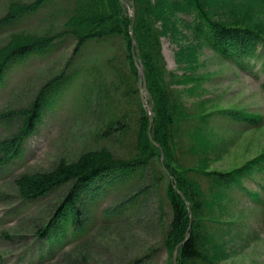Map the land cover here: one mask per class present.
Returning <instances> with one entry per match:
<instances>
[{
  "label": "trees",
  "instance_id": "16d2710c",
  "mask_svg": "<svg viewBox=\"0 0 264 264\" xmlns=\"http://www.w3.org/2000/svg\"><path fill=\"white\" fill-rule=\"evenodd\" d=\"M217 1L222 8L209 0L8 2L0 31L12 34L0 48V87L5 73L20 62L73 47L27 109L3 116L4 124L15 115L22 121L13 138L0 142V165L22 155L27 137L72 85L79 106L94 119L91 147L17 180L27 202L66 189L51 220L37 231L39 260L74 242L87 222L81 216L107 196L125 194L111 216L108 209L102 212L103 221H112L133 213L139 195L151 192L161 245L172 258L177 249L176 264H217L227 258L226 235L239 227L233 220L221 222L230 215L227 202L247 199L255 208L264 207V154L237 169H210L233 145L227 133L264 125L260 115L216 109L214 100L204 97L206 78L196 73L202 49L264 76V27L256 17L261 10L251 5L255 0ZM40 16L51 21L43 32L13 31L21 21ZM162 39L177 46V71L166 66ZM137 62L146 89L138 87ZM244 184L257 187L256 192Z\"/></svg>",
  "mask_w": 264,
  "mask_h": 264
},
{
  "label": "rangeland",
  "instance_id": "374dc122",
  "mask_svg": "<svg viewBox=\"0 0 264 264\" xmlns=\"http://www.w3.org/2000/svg\"><path fill=\"white\" fill-rule=\"evenodd\" d=\"M9 1L0 0V18ZM209 1L222 8L217 0ZM251 5L261 10V15L256 17L264 27V2L255 0ZM50 23L47 16L27 18L13 31L41 33ZM10 34L12 32L0 31V48L7 43ZM161 45L168 70L177 71V46L168 39H162ZM72 47L67 45L46 57L28 58L5 73L0 87V142L13 138L22 121V117L17 119L15 115L9 124H4L3 116L27 109L42 84L64 66ZM197 64L196 73L206 78L202 86L204 97L214 100V108L242 110L260 115L264 121V76L257 75L255 69L251 73L240 70L208 49L199 53ZM76 87L70 86L54 108L45 112L33 135L27 137L22 155L0 165V264H176L174 255L170 257L161 245L155 222L157 208L151 192L139 195L133 213L112 221H103L102 212L108 209L107 214L111 216L117 205L125 200L122 198L125 194L107 196L94 205L93 212L81 216L87 222L74 242L55 250L51 259H38L37 231L51 220L66 189L27 202L19 195L17 180L52 169L60 158L73 160L81 150L94 144V119L79 106L82 101L76 95ZM226 135L233 145L210 169H237L264 154V125ZM244 187L252 192L257 190L249 184ZM226 213L230 215L221 222L233 220L239 227L230 229L226 235L228 255L217 264H264V207L255 208L247 199L232 200L226 203ZM231 216L232 219H228ZM136 260L139 261L134 263Z\"/></svg>",
  "mask_w": 264,
  "mask_h": 264
},
{
  "label": "water",
  "instance_id": "95a60500",
  "mask_svg": "<svg viewBox=\"0 0 264 264\" xmlns=\"http://www.w3.org/2000/svg\"><path fill=\"white\" fill-rule=\"evenodd\" d=\"M131 5H132V2H131ZM131 17H132V19L134 18V13H133V12L131 13ZM130 37L133 38L132 32L130 33ZM132 44H133V46H135V43H134V42H132ZM137 72H138V77H139V79H140V83H139V85H138L139 89H141V88L146 89L145 79H144V74H143L142 66H141L140 63H139L138 66H137ZM142 101H143L144 104H145V107H146V109H147V111H148V113H149L150 119H152V108H151V106H149V105L146 103V101H145L144 99H142ZM187 206H188V205H187ZM187 235H188V234H187ZM187 235H186V236H187ZM187 237H188V236H187ZM176 255H177V249H176L175 252H174V261H175V257H176Z\"/></svg>",
  "mask_w": 264,
  "mask_h": 264
},
{
  "label": "bare ground",
  "instance_id": "6f19581e",
  "mask_svg": "<svg viewBox=\"0 0 264 264\" xmlns=\"http://www.w3.org/2000/svg\"><path fill=\"white\" fill-rule=\"evenodd\" d=\"M57 192V191H56ZM56 192H53L52 194H54V193H56ZM52 194H50V195H52Z\"/></svg>",
  "mask_w": 264,
  "mask_h": 264
}]
</instances>
